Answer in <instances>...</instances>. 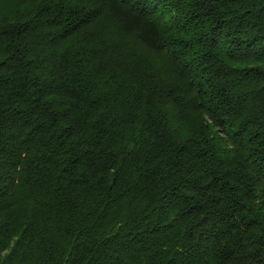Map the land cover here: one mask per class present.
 <instances>
[{"label": "trees", "instance_id": "obj_1", "mask_svg": "<svg viewBox=\"0 0 264 264\" xmlns=\"http://www.w3.org/2000/svg\"><path fill=\"white\" fill-rule=\"evenodd\" d=\"M0 264H264V0H0Z\"/></svg>", "mask_w": 264, "mask_h": 264}]
</instances>
